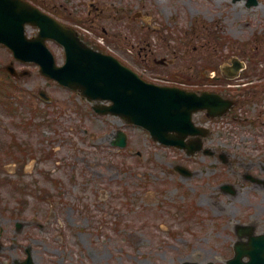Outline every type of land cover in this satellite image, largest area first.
<instances>
[{
    "label": "rangeland",
    "instance_id": "obj_1",
    "mask_svg": "<svg viewBox=\"0 0 264 264\" xmlns=\"http://www.w3.org/2000/svg\"><path fill=\"white\" fill-rule=\"evenodd\" d=\"M35 1L88 37L107 33L106 50L161 82L184 81L173 74L200 80L214 66L218 43L222 51L231 42L251 46L257 35L264 44V0L251 9L232 0ZM49 46L63 63V47ZM11 61L31 73L12 77L5 71ZM41 88L52 101L39 96ZM92 104L0 44V263L18 264L30 248L34 264H225L232 255L221 237L228 212L219 220L188 208L190 195L182 197L163 168L184 154L96 114ZM119 129L128 134L125 148L111 143Z\"/></svg>",
    "mask_w": 264,
    "mask_h": 264
},
{
    "label": "flooded vegetation",
    "instance_id": "obj_2",
    "mask_svg": "<svg viewBox=\"0 0 264 264\" xmlns=\"http://www.w3.org/2000/svg\"><path fill=\"white\" fill-rule=\"evenodd\" d=\"M251 38L257 42L249 48L232 44L227 61L222 59L219 47L215 48L214 80L192 85L199 92L211 88L230 104L223 115L211 118L207 111L194 115L196 124L207 128L206 134L189 135L186 142L199 138L204 148L210 149L208 156L203 152L189 155L183 150L185 160L180 163L188 170L182 175L176 170L177 162H170V166L181 180L182 197L190 195L191 209L196 205L219 220L228 212L229 229L221 235L225 246L232 250L236 245L262 249L256 252L264 260V143H243L264 137V48L259 36ZM199 154L210 160L204 164L193 159ZM244 259L248 261L250 257Z\"/></svg>",
    "mask_w": 264,
    "mask_h": 264
},
{
    "label": "water",
    "instance_id": "obj_3",
    "mask_svg": "<svg viewBox=\"0 0 264 264\" xmlns=\"http://www.w3.org/2000/svg\"><path fill=\"white\" fill-rule=\"evenodd\" d=\"M257 3L258 0H248V5ZM27 23L40 28L37 37H26ZM50 37L65 46L64 65L56 64L47 47L45 41ZM0 41L10 45L17 57L38 62L43 74L80 89L88 99L112 100L111 105L96 104L95 110L121 115L128 122L143 125L156 140L166 144L182 145L183 133L192 128V113L212 101L213 95L199 96L177 87L146 82L114 56L88 47L76 30L28 1L0 0ZM9 69L13 70L10 66ZM172 130L180 135L170 134ZM115 143L124 146L125 136L120 135ZM242 254L238 249L229 264H240ZM21 264H32L31 256Z\"/></svg>",
    "mask_w": 264,
    "mask_h": 264
}]
</instances>
